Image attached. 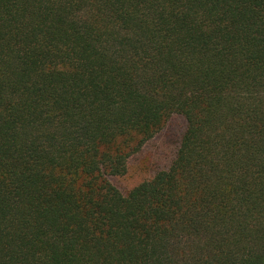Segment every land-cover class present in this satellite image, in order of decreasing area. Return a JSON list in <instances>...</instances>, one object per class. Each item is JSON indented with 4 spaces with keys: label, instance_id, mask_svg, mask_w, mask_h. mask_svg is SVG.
<instances>
[{
    "label": "trees",
    "instance_id": "1",
    "mask_svg": "<svg viewBox=\"0 0 264 264\" xmlns=\"http://www.w3.org/2000/svg\"><path fill=\"white\" fill-rule=\"evenodd\" d=\"M0 264H264V0H0Z\"/></svg>",
    "mask_w": 264,
    "mask_h": 264
},
{
    "label": "rangeland",
    "instance_id": "2",
    "mask_svg": "<svg viewBox=\"0 0 264 264\" xmlns=\"http://www.w3.org/2000/svg\"><path fill=\"white\" fill-rule=\"evenodd\" d=\"M185 128V119L174 115L161 133L129 159L127 174L112 178V183L126 194L167 168L175 157Z\"/></svg>",
    "mask_w": 264,
    "mask_h": 264
}]
</instances>
